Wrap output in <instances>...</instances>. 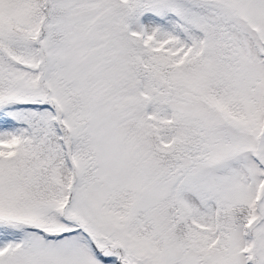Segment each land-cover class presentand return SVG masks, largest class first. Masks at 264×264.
<instances>
[{
  "label": "snow or ice",
  "instance_id": "6c2138e0",
  "mask_svg": "<svg viewBox=\"0 0 264 264\" xmlns=\"http://www.w3.org/2000/svg\"><path fill=\"white\" fill-rule=\"evenodd\" d=\"M0 264H264V0H0Z\"/></svg>",
  "mask_w": 264,
  "mask_h": 264
}]
</instances>
